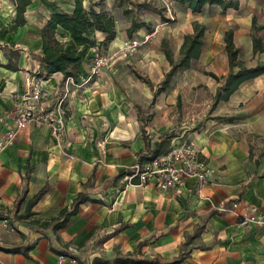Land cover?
<instances>
[{"label":"crops","instance_id":"1","mask_svg":"<svg viewBox=\"0 0 264 264\" xmlns=\"http://www.w3.org/2000/svg\"><path fill=\"white\" fill-rule=\"evenodd\" d=\"M239 3V10L223 12L219 6H208L202 13H193L172 0H83L84 8L93 7L113 18L116 36L104 44L107 35L96 32L98 45L80 66L78 79H66L62 73L44 77V102L53 106L63 101L66 129L57 138L47 127L31 124L0 151V216L24 213L28 200L47 188L32 209L34 218H56L84 192L83 184L94 175L85 191L91 201L82 204L77 215L57 232L52 228L35 230L27 223L12 227L0 219V264H58V256L64 252L73 253L79 264H109L119 256L135 253L143 242L147 243L139 259L172 264L186 235H193L204 223L203 232L191 240L190 257L177 264H264V223L247 227L240 223L247 207L255 208L264 220V74L241 83L201 127L175 137L194 142L200 160L211 169L206 183L189 180L179 191L162 193L154 183L141 185L138 179L129 183L130 174L115 182L120 172L144 164L138 158L146 146L142 135L145 119L152 143L166 132L158 135L157 131L171 112L160 108L174 91L175 81L152 106L154 91L134 74L149 78L155 86L163 82L170 69L161 51L162 42L168 43L164 30L174 27L176 42L168 44L178 61L184 37L193 34L195 24L206 26L202 55L183 72L201 65L202 83L213 96L221 83L208 74L224 78L230 70L224 43L227 30H234L242 62L249 67L264 62V53L253 54L251 39L253 16L258 24H264V0ZM135 4L153 11L138 13ZM75 6L76 0H31L25 25L11 31L16 6L13 0H0V115L8 116L6 123H0V140L12 125L10 114L19 96L33 79L43 78L38 76L43 28L53 14L73 13ZM133 21L146 27L130 38ZM212 25L217 26L211 32ZM260 35L264 38V31ZM145 37L149 39L138 53L121 51L126 42ZM12 50L19 55L17 70L5 67V54ZM96 55L110 60L92 75ZM24 177L28 178L26 183ZM238 201L241 205L232 210L231 205Z\"/></svg>","mask_w":264,"mask_h":264},{"label":"trees","instance_id":"2","mask_svg":"<svg viewBox=\"0 0 264 264\" xmlns=\"http://www.w3.org/2000/svg\"><path fill=\"white\" fill-rule=\"evenodd\" d=\"M174 3L187 7L193 13H202L208 6H219L223 12L229 9L239 10V0H172ZM16 9L17 17L14 23L10 26L11 31L17 30L26 23L25 13L27 7L31 4V0H13ZM137 7H143V4H135ZM169 21V20H168ZM144 23L132 22L128 35L131 38L134 33H137L140 29L145 28ZM150 33V30L147 29ZM207 28L199 24L194 25V32L192 35H186L184 37L183 45L180 51V58L175 61L167 42L163 41L161 45V51L166 56L170 69L165 74L163 82L155 86L149 78L143 77L137 72H134L135 76L146 83L153 91L154 96L151 101V105H155L158 96L165 93L171 86L176 75L191 67V63L194 60L200 59L204 46V39ZM264 31V24H258L256 16L252 18L251 39L253 45V54L259 55L264 53V38L260 33ZM96 32H102L107 35L106 40L103 42L107 44L111 42L115 36V23L112 17L106 12H97L93 7L89 9L84 8L83 0H76V6L73 13L59 12L52 15L51 19L47 22L41 32L43 46L42 55L39 58L40 61V73L39 77H49L55 73H62L64 78L78 79L80 73V66L88 59L90 50L98 45L96 39ZM225 51L229 61V73L224 78H219L216 75L209 73L216 82L221 83L218 87L215 95L212 97V103L210 105L209 114H211L221 102H226L230 99V96L238 89L241 83L244 81L256 78L264 74V62L257 61V63L251 67L247 66L240 60V49H238L234 43V30L230 28L224 34ZM8 58V63L5 65L7 69L17 70L18 52L15 50L5 54ZM181 107V96L177 98V108ZM141 113L144 111L140 110ZM216 120H228L227 117H214ZM148 120L143 121L142 135L145 140V149L139 154V162L145 163L153 160L167 151L171 140L180 136L182 132L172 130L161 134L159 139L155 142H151L147 137L146 127ZM133 170L122 171L116 177L115 182L119 181L126 175H131ZM94 175L89 181L83 184L84 192L80 193L69 207L64 208L56 218L49 221H41L35 219V213L32 211L34 206L45 195L47 188H43L37 195L28 200L26 210L24 213L17 211L13 217L0 216V219L5 220L7 224L15 227L16 224H29L35 230L44 231L52 228L54 232L64 228L70 219L77 215L80 206L88 201H91L85 191L91 186ZM264 177V175H263ZM25 183L28 181L27 177H24ZM26 193L20 198L18 202V210L21 203L24 202ZM204 226H198L195 228L193 235H186V241L180 246V253L177 258L174 259L172 264L183 262L186 258L190 257L192 249L189 248L192 239H195L204 230ZM24 241H27L24 237ZM147 242L140 243L136 252L133 254H127L119 256L109 264H155V262H148L146 260L139 259L141 256V250ZM23 247V246H22ZM20 247V248H22ZM18 248V249H20ZM31 247L27 248L28 250ZM13 249L14 252L19 251ZM28 250H25L26 254ZM60 255L69 256L78 260V258L69 252L61 253ZM168 264V263H167Z\"/></svg>","mask_w":264,"mask_h":264},{"label":"built area","instance_id":"3","mask_svg":"<svg viewBox=\"0 0 264 264\" xmlns=\"http://www.w3.org/2000/svg\"><path fill=\"white\" fill-rule=\"evenodd\" d=\"M169 14L170 7L167 5ZM170 17L172 18L171 14ZM148 37L141 40H130L125 43L122 50L126 54L135 53L138 48L148 41ZM110 59L103 55H96V63L92 69V75L104 67ZM73 82V81H72ZM45 78L33 79L29 88L19 96L17 105L12 114V125L6 132L5 137L0 140V151L15 142L20 131L28 128L31 124H39L47 127L54 136L60 138L66 129V111L63 101L47 106L44 102L46 93L44 91ZM8 116L0 115V123H6ZM211 174L208 164L199 158V152L192 141H180L178 138L172 140L169 149L144 164H136L133 173L127 177L129 183L138 179L141 185L154 183L160 192L181 190L189 180H195L198 185L207 182ZM241 201L231 205L236 210ZM246 213L240 217L242 226L264 223L262 215L255 208H246ZM6 223V221H5ZM58 264H79L75 258L59 255Z\"/></svg>","mask_w":264,"mask_h":264},{"label":"rangeland","instance_id":"4","mask_svg":"<svg viewBox=\"0 0 264 264\" xmlns=\"http://www.w3.org/2000/svg\"><path fill=\"white\" fill-rule=\"evenodd\" d=\"M154 8L157 9V7ZM147 9L148 11L152 10L151 8L138 7L137 12L139 13ZM216 26L217 25H212L210 27L211 32L216 29ZM169 30H164V35L167 37L168 43L172 45L176 42V33L174 27H171ZM136 38H139V36ZM139 50H137V53ZM248 62L250 64L253 63L252 59L248 60ZM134 68L138 70L136 66H134ZM142 68L144 70V67ZM203 69L201 65H194L187 73L181 71L174 79V91L166 96L163 103L164 106L160 108L161 111L166 109L167 112H171V116L166 117L164 126L160 127L157 131L158 135H160L163 130L167 132L173 129L182 133L187 130V134H190L198 127H201L206 119L210 118L209 110L212 103L213 91L205 87L202 83L204 79V77L201 76ZM178 95L181 96V107L179 109L176 106Z\"/></svg>","mask_w":264,"mask_h":264}]
</instances>
